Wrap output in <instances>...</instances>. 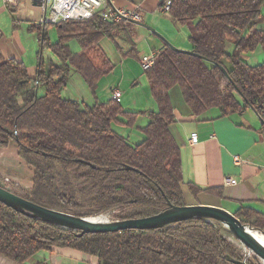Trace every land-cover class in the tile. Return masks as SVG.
<instances>
[{"label": "trees", "instance_id": "1", "mask_svg": "<svg viewBox=\"0 0 264 264\" xmlns=\"http://www.w3.org/2000/svg\"><path fill=\"white\" fill-rule=\"evenodd\" d=\"M170 16L187 30L193 54L167 45L156 53L153 67L144 72L156 110L142 113L114 99L89 106L62 96L73 73L95 94L115 67L100 42L109 39L123 54L114 32L130 47L125 55L136 57L125 23L99 15L29 23L40 39L34 77L23 62L0 53V149L16 147L33 171L32 186L16 188L18 193L1 188L82 218L114 212V221L141 219L185 206L181 152L170 132L176 121L170 91L179 89L193 118L213 110L224 118L250 108L264 122V62L249 66L243 59L264 51V0H171ZM48 26L56 29L55 43ZM44 50L51 58L43 57ZM140 115L147 117L140 142L115 130L135 127ZM188 188L194 196L221 195L217 188ZM233 215L264 234V217L256 210L241 207ZM219 225L198 218L162 230L78 236L0 203V256L25 264L41 251L68 248L96 257L99 264H254L222 236Z\"/></svg>", "mask_w": 264, "mask_h": 264}, {"label": "crops", "instance_id": "2", "mask_svg": "<svg viewBox=\"0 0 264 264\" xmlns=\"http://www.w3.org/2000/svg\"><path fill=\"white\" fill-rule=\"evenodd\" d=\"M110 1L111 5L116 8H130L139 5L144 13L143 24L153 27L162 34L165 40L177 48L190 50L191 47L186 45L185 39L183 40L184 45H181L179 31L172 28L173 32H170L167 27L162 25V18L159 15H162L161 4L164 0ZM32 2L33 0H23L19 3L18 7L14 8L6 4L4 0H0V16L5 17L0 18V53L7 59L23 62L27 67L30 77H34L35 75L36 56L39 50L40 39L39 35H34V33H37L36 31L31 32L28 30V25L29 23H42L43 20L42 11L35 10L37 8L33 6ZM23 6L35 10V17L31 18L25 14L21 16L20 10ZM169 21L173 25H176L171 19ZM125 29L134 43L136 57L133 58H135L139 66L138 55L140 53L145 54V51L158 53L166 45L160 38L155 37L145 28L126 23ZM113 34L118 37L116 42L123 54L116 52L120 56V62L118 66L114 65V70L108 75L109 77H113L116 83L110 88L107 101L113 100L114 91L119 90L121 92L118 83L124 82L125 84L128 83L135 86L138 80L137 76H139L137 75L136 68L128 62L130 59L128 57L130 56L125 55L130 50V47L121 41L118 32H114ZM28 39H31L30 43L27 42ZM102 41L100 42V47L111 60L108 55L109 53L101 45ZM71 46L73 45H70V48L74 54H78L81 51L80 47ZM48 57L51 58L50 56ZM243 59L249 66H256L264 62V51L257 49L253 53L244 55ZM130 66H132V69H130ZM116 67H120L122 70L118 78H114V73L118 69ZM104 78L99 81L96 92L92 95L83 79L73 73L70 75L62 96L65 99L83 102L89 106L96 103H105L107 102L103 101V96L105 95H102V97L96 96L97 90L105 83ZM71 82L75 84L74 88L70 86ZM147 91L149 100L145 109L147 111H155L156 106L150 96L149 86ZM170 97L176 118L175 123L170 127V132L181 152L183 179L181 190L185 205L218 207L232 214L239 208L246 207L256 210L264 217V132L261 130V124L263 123L255 111L248 108L228 117L218 118V112L213 110L203 114L199 118H193L182 99L179 89H172ZM118 102L120 104L123 102L122 92ZM146 124L147 117L140 115L135 127L131 129L115 127V130L119 134L128 137L131 142L138 143L143 139L140 128H143ZM194 133L198 136V142L195 145H191L189 139L190 135ZM234 156H238L243 163L239 166L236 165L233 161ZM22 163L27 171L31 173L33 179V171L28 170L24 161ZM32 179H30L31 185L29 189L32 186ZM228 179L234 180L236 183L230 184L227 182ZM188 184L202 190L217 188L220 189L221 195L200 193L194 196L190 192ZM23 190H28V188ZM0 264L16 263L0 256ZM25 264L99 263L94 256L63 248L50 252L41 251L31 257Z\"/></svg>", "mask_w": 264, "mask_h": 264}, {"label": "water", "instance_id": "3", "mask_svg": "<svg viewBox=\"0 0 264 264\" xmlns=\"http://www.w3.org/2000/svg\"><path fill=\"white\" fill-rule=\"evenodd\" d=\"M107 2L111 3L110 0H107ZM32 4L35 7H40V0H33ZM130 23L147 29L153 35L160 38L172 50L186 54H193L190 50L183 51L175 48L167 40L157 35L150 27L142 22L131 21ZM222 71L226 74L223 69ZM259 119L264 124L260 117ZM0 203L30 218L55 225L63 230L78 232V236H83L85 234L120 233L126 230H162L185 221L203 218L225 226L227 231L244 247L246 251H248L249 254L254 255L260 261H264V245H262L252 233L260 231L242 224V222L232 213L218 207L203 205H185L181 207L170 206L165 211L147 218L103 222L96 221L94 220L95 218L77 217L34 204L1 187ZM239 264H246V262Z\"/></svg>", "mask_w": 264, "mask_h": 264}, {"label": "rangeland", "instance_id": "4", "mask_svg": "<svg viewBox=\"0 0 264 264\" xmlns=\"http://www.w3.org/2000/svg\"><path fill=\"white\" fill-rule=\"evenodd\" d=\"M20 2L21 0H16L15 1L16 4L13 7L14 8L18 7ZM159 16L160 18H162V21H161L162 25L167 27V29L170 32L172 31V28H175L174 30L179 31L180 35L179 34L178 35H179V40L182 42L181 45H184L183 40L185 39V43H187L186 45L189 47L190 43L187 41V38H188V35L186 33L187 30L177 25H173V23L169 21L170 18L166 14L162 13V15H159ZM0 18H5V17L0 16ZM124 26H126V24ZM148 27H150L157 35L162 37V34H160V32H158L151 26H148ZM160 30L163 31L162 29ZM34 35H39V34L34 33ZM47 35L51 43H55L58 39L57 32L54 26H48ZM154 36L157 37L156 35ZM30 41L31 39H28L27 42L30 43ZM70 45H73L74 47L79 48V45L77 44L76 41L70 42ZM101 45L105 49V51L109 53L108 55L111 58V61L113 62V64L118 66L120 62V56L116 53L117 51L113 43L109 39L104 38ZM174 47L177 48L176 46ZM179 50L186 51L184 49H179ZM145 52H146L145 53L146 55H149L151 53L149 51L148 52L145 51ZM48 56L51 57V53L50 52L48 53V51L44 50L43 57L45 59H48L49 58ZM128 58H130L128 60L129 64H131L132 66L136 68L137 75L139 76H137L138 80L135 86H132L128 83L125 84L124 82L118 83V85H120L121 92L123 95V102H121V106L124 109L125 108L130 109L129 111H132V112H141V113L146 112L147 110L145 109V107L148 103L149 98L147 94L148 85H147V81L144 75V71L141 68V66L137 65L135 58L133 57H128ZM132 66H130V69H132ZM116 68L118 69L114 73V78L120 77L121 71H122L120 67H116ZM103 80L105 81V83H103L100 86V88L97 90L96 96L102 97V95H105L103 96V99H104L103 101H107L108 99L107 97H109L108 95L110 92V88H112L114 83L116 82L113 80V77H109L108 75L105 76ZM74 85H75L74 83L72 82L70 83V86L73 88H74ZM22 161H21V158L17 156V149L14 145H11L9 148L5 150L0 149V186L1 187H4L10 191H13L14 193H18L16 190L17 187L19 189H26V188L29 189L31 185L30 179H32V177H31V173L28 172L27 169L24 167ZM28 170L32 172L30 168H28ZM72 184L74 185V187H76L74 182H72ZM104 216L106 217L107 221H114L116 213L110 212ZM219 227H220L222 236L235 246V248L240 253V255L246 256V259H249L254 264H262L261 261L257 259L254 255L249 254L248 251H246L244 247L226 229H224L221 225H219Z\"/></svg>", "mask_w": 264, "mask_h": 264}, {"label": "built area", "instance_id": "5", "mask_svg": "<svg viewBox=\"0 0 264 264\" xmlns=\"http://www.w3.org/2000/svg\"><path fill=\"white\" fill-rule=\"evenodd\" d=\"M6 4L14 6L16 0H4ZM170 6L171 0H166L162 3L161 10L163 14H166L170 19ZM43 13L42 23L46 24H58L64 21H78L88 20L94 15H99L104 21L109 23H130L143 22L144 13L139 5L132 6L130 8H116L108 3L107 0H40V7ZM156 52L149 55L140 53L138 55L139 64L144 72L150 70L155 61ZM121 97L119 90L114 91L113 99L118 101ZM189 142L191 145H195L198 142L197 134H191ZM233 161L236 165H241L243 161L234 156ZM228 183L235 184L234 180L228 179Z\"/></svg>", "mask_w": 264, "mask_h": 264}, {"label": "bare ground", "instance_id": "6", "mask_svg": "<svg viewBox=\"0 0 264 264\" xmlns=\"http://www.w3.org/2000/svg\"><path fill=\"white\" fill-rule=\"evenodd\" d=\"M65 1H74V0H65ZM37 9L35 10H38L39 12L41 11L40 8L36 7ZM35 10L27 7V6H23L22 9L20 10V15L23 16L24 14L33 18L35 17ZM94 220L96 221H107L106 217L104 215L102 216H99V217H96ZM224 229H226L225 226L221 225ZM227 230V229H226ZM254 237L262 244L264 245V234L261 233V232H252ZM262 264H264V261H261Z\"/></svg>", "mask_w": 264, "mask_h": 264}]
</instances>
